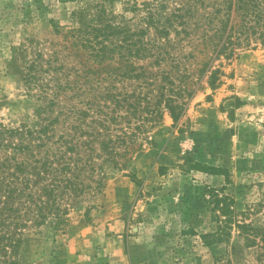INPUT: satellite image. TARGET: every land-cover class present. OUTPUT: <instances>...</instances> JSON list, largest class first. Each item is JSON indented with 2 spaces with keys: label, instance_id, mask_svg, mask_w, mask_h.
<instances>
[{
  "label": "rangeland",
  "instance_id": "374dc122",
  "mask_svg": "<svg viewBox=\"0 0 264 264\" xmlns=\"http://www.w3.org/2000/svg\"><path fill=\"white\" fill-rule=\"evenodd\" d=\"M154 1L114 0L107 10L137 21L141 13L126 6ZM98 2L0 0V124L10 130L36 129L46 124L44 116L55 118L63 104H78L77 98L69 100L75 94L71 90L60 93L56 106L50 100L57 91L55 78L65 79L68 73L78 77L83 69L79 62L88 60L71 47L72 34H67L80 27L74 13ZM169 2L177 6L178 0ZM175 47L172 54L187 58L193 79L199 77L204 55L196 51L190 57L186 41ZM212 63V70L221 71L216 88L203 76L202 88L177 128L165 110L126 168H105L101 194L96 204L89 203L95 204L89 217L86 204L71 212L64 232H27L19 264L261 263L264 243L246 247L236 231L228 242L204 243L201 234L214 227L207 198L195 205L198 218L191 221L188 215L189 197L204 186L228 187L240 212L264 202V46L253 43L231 59L221 56ZM93 69L96 74L89 79L97 90L112 85L123 92L136 83L120 77L113 81L96 64ZM49 108L51 113L44 114ZM207 168L226 173L212 175ZM263 211L261 207L249 220L262 224Z\"/></svg>",
  "mask_w": 264,
  "mask_h": 264
},
{
  "label": "trees",
  "instance_id": "16d2710c",
  "mask_svg": "<svg viewBox=\"0 0 264 264\" xmlns=\"http://www.w3.org/2000/svg\"><path fill=\"white\" fill-rule=\"evenodd\" d=\"M113 1L101 0L75 12L80 27L67 33L72 34L71 47L92 64L79 62L83 69L78 77L57 76L50 104L56 106L65 90L75 91L69 100L77 98L78 104H63L55 118L44 116L46 124L36 129L10 130L0 124V264H19L27 232L48 228L64 232L72 211L96 204L105 168H126L165 110L177 128L189 101L202 88L203 76L211 88L219 83L221 71L212 70L213 60L231 59L253 43L264 46V0H178L177 6L169 0L130 3L126 10L141 13L137 21L108 12L107 4ZM184 41L191 48L190 57L196 51L204 55L196 79L187 58L170 51ZM95 64L113 81L120 77L136 83L123 92L112 85L94 89L89 75L96 74ZM43 113H51V108ZM207 170L212 175L226 173ZM227 190L204 186L188 199L192 221L200 213L195 205L207 198L214 227L201 234L204 243L228 242L234 231L246 247L264 243V220L256 224L248 218L264 202L240 212ZM95 204L86 208L87 217ZM261 214L264 218V211ZM192 233L196 235L194 228ZM262 258L264 253L260 264Z\"/></svg>",
  "mask_w": 264,
  "mask_h": 264
}]
</instances>
